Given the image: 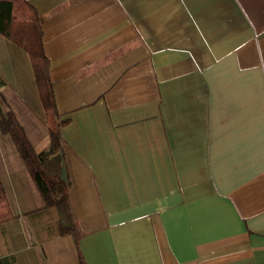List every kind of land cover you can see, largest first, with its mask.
<instances>
[{
	"label": "crops",
	"instance_id": "1",
	"mask_svg": "<svg viewBox=\"0 0 264 264\" xmlns=\"http://www.w3.org/2000/svg\"><path fill=\"white\" fill-rule=\"evenodd\" d=\"M43 16L77 243L9 134L0 264H264V0H30ZM50 130L0 33V111Z\"/></svg>",
	"mask_w": 264,
	"mask_h": 264
},
{
	"label": "trees",
	"instance_id": "2",
	"mask_svg": "<svg viewBox=\"0 0 264 264\" xmlns=\"http://www.w3.org/2000/svg\"><path fill=\"white\" fill-rule=\"evenodd\" d=\"M43 20L30 0H0V33L24 48L30 57L50 130L49 147L45 152L37 153L9 107L0 111V130L11 136L41 193L44 205L57 210L59 232L72 234L78 243L80 230L70 205L71 180L63 148V127L70 119L63 117L57 107L55 81L50 74L51 59L43 44ZM14 217L0 174V224ZM79 264H88L82 253Z\"/></svg>",
	"mask_w": 264,
	"mask_h": 264
}]
</instances>
